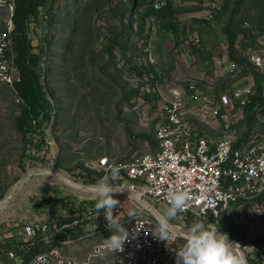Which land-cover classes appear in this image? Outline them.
<instances>
[{
    "label": "rangeland",
    "instance_id": "obj_1",
    "mask_svg": "<svg viewBox=\"0 0 264 264\" xmlns=\"http://www.w3.org/2000/svg\"><path fill=\"white\" fill-rule=\"evenodd\" d=\"M162 1L46 0L37 16L29 19L23 47L36 82L34 112L22 132L15 127L22 101L0 82V264H6L9 251L23 260L18 250L26 224H54L64 215L84 217V224L96 232L64 248L75 264H121L114 256L89 257L90 249L123 231L143 206L124 192L130 188L128 183L96 168L98 161L103 157L124 160L153 151L164 107L178 95L189 123L211 132L190 108L191 84L217 102L238 84L254 82L256 71L250 64L238 65V77H231L224 28L230 24V30L238 33L237 58L259 51L264 59V0H242L233 16L230 11L237 0H172L178 11L174 37L163 26L165 22L148 15ZM213 4L219 10L206 19ZM13 9L14 0H0V36L9 33L6 44L10 49ZM194 30L200 35L198 46L186 43ZM11 52L5 64L17 69ZM248 105L235 108L230 119L238 121L241 133L245 129L263 133L264 127L256 125ZM105 176L122 191L113 194L119 203L110 222L102 209L96 210V196L74 186L91 188ZM166 208L154 207L160 213ZM248 220L245 215L217 221L177 215L171 223L179 233L201 221L208 227H220L236 242L245 233L255 232ZM176 239L184 243L179 236Z\"/></svg>",
    "mask_w": 264,
    "mask_h": 264
},
{
    "label": "built area",
    "instance_id": "obj_2",
    "mask_svg": "<svg viewBox=\"0 0 264 264\" xmlns=\"http://www.w3.org/2000/svg\"><path fill=\"white\" fill-rule=\"evenodd\" d=\"M161 5L162 2H159L154 8L159 9ZM212 8L213 11H207L206 19H212L219 10L216 4ZM8 35L4 33L0 36L3 41L0 43V82L15 91L20 78L17 69L5 64L12 56L6 44ZM200 41V35L195 30L188 35V40L186 38V43L194 46H198ZM250 62L254 71L264 74V59L259 51L252 54ZM229 66L230 73L236 78L238 64L230 62ZM189 92L193 115L205 127L213 121L220 122L219 136L214 137L190 124L182 97L178 95L164 107L155 130L156 147L153 151L124 160L103 157L96 168L111 174V169L118 167L116 177L129 184L128 190L139 197L138 203L142 200L148 206L169 207L170 191H187L190 199L183 211L178 213L181 218L188 215L200 220L217 221L236 215L247 216L255 232L251 235L245 233L243 240L235 242L240 247L234 245V250L245 257L247 264H264V206L257 204V199L264 196V132H251L244 136L236 127L238 121L229 117L235 108L244 109L251 102L254 86L227 90L217 102L210 101L194 84L190 85ZM252 114L256 125L264 127V104L257 103L252 108ZM149 211L152 210L143 206L128 221L125 229L129 235L123 252L113 251L106 239L91 247L89 257L114 256L121 264H176L175 250L183 244L176 238L168 243L155 239L152 232L157 227V221ZM70 218L64 215L54 224L33 221L22 228L20 235L23 242L42 237L45 244L55 243L34 255L26 264H36V257L40 255L46 257L41 264H75L74 259L65 254L64 248L96 232L84 224V217L68 220ZM69 232L78 233V238H62V234ZM7 256L18 259L13 251H9Z\"/></svg>",
    "mask_w": 264,
    "mask_h": 264
},
{
    "label": "clouds",
    "instance_id": "obj_3",
    "mask_svg": "<svg viewBox=\"0 0 264 264\" xmlns=\"http://www.w3.org/2000/svg\"><path fill=\"white\" fill-rule=\"evenodd\" d=\"M118 174L119 168L113 167L111 176L116 177ZM91 191L97 198L96 210L99 212L102 209L104 219L110 222L114 219L113 209L119 203L113 194L122 191H118L113 184L109 183L107 176L92 185ZM168 199L169 207L164 212L156 214L157 227L153 230L155 235L153 232L152 235L155 239L167 243L177 236L183 240V246L175 250L176 264H247L245 257L238 255L233 248V245L237 248L240 246L230 241L228 234L221 232L220 227H208L201 221H195L186 231L178 233L171 222L187 206L190 196L187 191H170ZM128 235L123 227V231L113 234L106 240L108 246L115 252H123ZM45 260V256H37L36 264H41Z\"/></svg>",
    "mask_w": 264,
    "mask_h": 264
},
{
    "label": "trees",
    "instance_id": "obj_4",
    "mask_svg": "<svg viewBox=\"0 0 264 264\" xmlns=\"http://www.w3.org/2000/svg\"><path fill=\"white\" fill-rule=\"evenodd\" d=\"M46 0H14V9L11 17V23L13 29L11 31L10 37L12 40V49L15 53V66L19 72L20 81L15 85L14 90L17 94L19 100L22 101V113L19 117L16 118L15 127L19 132H22L27 124L31 121L34 109L32 107V96L34 91V82H36V75L33 69L29 65V61L26 55V50L23 47V41L25 39V31L27 23L31 17H36L39 6H43ZM236 12V7L232 11L234 15ZM149 16H154L155 18L165 22L163 25L168 30L177 33V26L173 24L175 21V8L170 0L162 1V5L159 9L151 7L148 12ZM6 33V32H4ZM224 33L227 36L228 40V58L231 62L238 63L241 62L237 59L234 54V46L237 41L238 33L232 32L230 30V24L224 28ZM240 33V32H239ZM7 56H10V53L6 52ZM255 77V94L251 98L249 103V108H252L257 103L264 104V98L260 95L264 89V78L261 77L257 72L253 73ZM35 121V119H33ZM73 218V217H71ZM68 219V220H71ZM62 220V219H61ZM67 220V219H66ZM79 232L80 229H78ZM62 238H71L76 240L78 238V233L69 232L67 234H62ZM54 242V241H53ZM55 243H52L54 245ZM18 250V254L22 256L23 263L26 264L30 258L34 255L45 251L46 247L45 242L42 237H36L32 241L23 242Z\"/></svg>",
    "mask_w": 264,
    "mask_h": 264
},
{
    "label": "crops",
    "instance_id": "obj_5",
    "mask_svg": "<svg viewBox=\"0 0 264 264\" xmlns=\"http://www.w3.org/2000/svg\"><path fill=\"white\" fill-rule=\"evenodd\" d=\"M171 1V3H172V0H170ZM241 2H242V0H237L235 3H234V6L232 7V9H231V11H230V16H233V14H232V11L234 10V8L236 7V12L238 11V9L240 8V4H241ZM173 4V3H172ZM174 6V5H173ZM236 12H235V14H236ZM234 14V15H235ZM198 16H200V15H198ZM176 17H178V11H176V9H175V19H176ZM227 26V25H226ZM178 30V29H177ZM178 32V31H177ZM173 32H171V31H169V34H172ZM176 35H177V33H176ZM172 36H173V34H172ZM174 37V36H173ZM216 48H218V47H216ZM234 48H235V46H234ZM216 52V51H215ZM217 54H218V52H217ZM227 56H228V40H227ZM224 59V58H223ZM237 59H239L240 61H242V63L241 62H238L237 64L238 65H241L242 67H243V65H249L250 64V66L252 67V65H251V62H250V56L249 57H247V58H241V57H238ZM228 60H229V58H228ZM230 61V60H229ZM231 62V61H230ZM261 75V74H260ZM231 76V75H230ZM231 77H233V74H232V76ZM238 77V74H237V76H236V78ZM234 78V77H233ZM255 78V77H254ZM249 85H253L254 87H255V79H254V82H251V84H249ZM243 86H246V85H240V84H238V86H237V88L238 87H243ZM254 92H255V89H254ZM255 94V93H254ZM262 98H264V89H263V92H262V94L260 95ZM252 98V97H251ZM220 122H218V121H213L212 123H210V126L208 127L209 129H210V131L212 132H209L212 136H214L215 137V134H218V132H219V128H220ZM202 126V125H201ZM195 128H199V127H196V126H194ZM220 133V132H219ZM251 132H249V131H247V129H246V132L244 133V136H247L248 134H250ZM257 204L259 205V206H264V196H261L260 198H258L257 199ZM21 240H22V238H21ZM25 243V242H24ZM6 256H7V254H6ZM18 257V256H17ZM20 258L18 257V259H11V258H9L8 256H7V258H5L4 260H5V262H6V264H20L21 263V261H23V260H19Z\"/></svg>",
    "mask_w": 264,
    "mask_h": 264
},
{
    "label": "bare ground",
    "instance_id": "obj_6",
    "mask_svg": "<svg viewBox=\"0 0 264 264\" xmlns=\"http://www.w3.org/2000/svg\"><path fill=\"white\" fill-rule=\"evenodd\" d=\"M39 172H41V171H39ZM46 173H47V172H46ZM51 173L54 174L53 172H51ZM57 173H58V172H57ZM55 175L58 176V177H60V178H62V179L65 180L66 182L69 181V180H66L65 177H63V176H61V175H59V174H55ZM33 176H34V175H33ZM26 180H27V179H26ZM74 186H75L76 189H78V190H80V191H90V192H92V191H91V188L84 187V186L79 185V184H76V185H74ZM124 192H127V194H129L130 196L134 197V198L136 199V201L139 202V197H138L136 194L130 192L129 190H126V191H124ZM140 203H141L142 206L147 207L148 209L152 210L155 214H157V211L154 209V207H152V206H148V205H147L144 201H142V200H140Z\"/></svg>",
    "mask_w": 264,
    "mask_h": 264
}]
</instances>
